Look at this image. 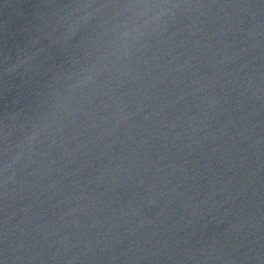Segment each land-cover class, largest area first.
<instances>
[{
  "label": "water",
  "instance_id": "obj_1",
  "mask_svg": "<svg viewBox=\"0 0 264 264\" xmlns=\"http://www.w3.org/2000/svg\"><path fill=\"white\" fill-rule=\"evenodd\" d=\"M0 264H264V0H0Z\"/></svg>",
  "mask_w": 264,
  "mask_h": 264
}]
</instances>
